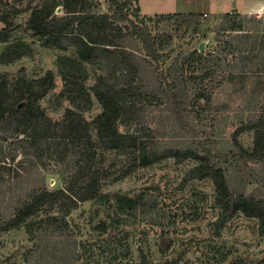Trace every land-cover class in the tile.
<instances>
[{
  "label": "rangeland",
  "instance_id": "rangeland-1",
  "mask_svg": "<svg viewBox=\"0 0 264 264\" xmlns=\"http://www.w3.org/2000/svg\"><path fill=\"white\" fill-rule=\"evenodd\" d=\"M4 1L22 10L15 16L9 15L13 22L9 27L10 39L29 43L32 53L13 62H0V71L12 79L20 68L29 77L41 76L51 69L55 87L39 103L49 118L59 120L68 102L57 96L62 80L56 60L58 55L72 51L45 47L25 29L29 13L25 8L39 0H0V14L10 10ZM181 3V0H131L129 12L139 6L140 22L147 25L151 33H173L172 44L167 49L169 58L154 61L159 71L164 72L177 54L194 48L208 52L203 66H196L199 69L195 72H207L204 85L209 99L201 98L200 105L195 108L188 106L178 121L167 120L164 106L148 108L146 123L155 129L153 137L160 145L202 143L211 150L213 159L222 164L233 154L234 130L246 124L249 117L264 114V10L229 9L232 15L240 14L238 18L243 19L244 29L252 38L256 37V42L242 39L241 48L249 50L239 53L233 50L232 44H224V40L235 43L238 38L234 34L240 32L224 29L225 11L222 10L231 6L233 0H196L197 6H206L216 12H193L191 16L190 12H183L184 17L175 13L182 9ZM140 7L145 13L154 12L151 19H147ZM107 8V3L102 1L99 9ZM161 12H171V15L155 16ZM3 26L0 20V29ZM4 46L5 43L0 44V53ZM85 67L88 72L86 85L89 86L100 70L91 64ZM195 90L194 85L190 86L191 97ZM100 110L101 106L92 98L84 116L91 120ZM235 137L245 148L252 147L253 130L244 129ZM10 140L0 143V160L4 158L10 166L0 169V214H9L17 200L25 197L34 186L44 184L54 188L61 184V173L69 172L70 158H63L55 148L51 149L55 153L45 151L37 158L33 156L20 161L24 156L22 142L17 144ZM97 152V163L102 170L101 191L108 193L110 198L78 202L65 216L68 226L63 229L38 221L47 214L56 213L52 208L45 211L47 206L44 205L37 216L32 217L37 221L33 225L22 224L0 233V264H117L120 261L137 262L143 256L149 264L162 261L172 264H264V234L259 233L255 217L238 213L219 234L215 233L212 222L218 208L213 202L212 181L186 176L196 161L175 162L169 157L136 167L123 175L131 161L129 152L102 148ZM12 153L15 157L10 160ZM252 164L258 174H264L261 172L264 167L259 162ZM256 185H248L247 191ZM114 193L131 197L141 194L147 212L121 211ZM38 253L43 262L38 261Z\"/></svg>",
  "mask_w": 264,
  "mask_h": 264
},
{
  "label": "trees",
  "instance_id": "trees-1",
  "mask_svg": "<svg viewBox=\"0 0 264 264\" xmlns=\"http://www.w3.org/2000/svg\"><path fill=\"white\" fill-rule=\"evenodd\" d=\"M102 1L108 5L106 10L99 9ZM4 3L12 13L3 10L0 14L4 24L0 29V44L5 43L0 62L8 63L31 54L32 48L24 40L10 39L9 27L13 22L9 15L15 16L22 10L9 1ZM130 5L131 0H39L25 8L29 10L25 29L41 45L72 51L58 55L56 60L62 80L57 96L67 100L68 106L59 120H52L39 103L55 87L51 69L41 76L29 77L20 68L12 79L0 71V143L10 138L17 144L22 142L24 156L20 161L33 156L37 158L45 151L55 153L51 150L55 148L63 158H70V164L69 172L61 173V184L51 189L44 184L34 186L25 197L17 200L9 214H0V233L22 224L33 225L37 221L32 217L37 216L44 205L47 206L45 211L52 208L56 213L47 214L38 221L63 229L68 226L65 216L78 202L109 199L110 195L101 191L99 181L102 170L97 163V149L102 148L130 153L131 161L123 175L136 167L169 157L175 162L196 161L186 176L212 181L213 202L218 208L212 222L215 233L219 234L231 218L242 213L246 217H255L259 233L264 234V174H258L252 166L259 162L264 167V114L249 117L246 124L234 130L233 154L222 164L213 159L211 150L202 143L160 145L153 137L155 129L146 123L148 108L164 106L167 120L178 121L188 106L195 108L200 105L201 98L208 100L204 85L207 72H195L199 69L196 66H203L208 52L194 48L177 54L164 72L159 71L154 61L169 58L167 49L172 44L173 33H151L148 26L140 22L139 6L130 13ZM170 15L171 12L155 14L159 17ZM191 15L194 14L189 13ZM239 16L223 12L224 29L240 31L234 34L238 38L235 43L224 40V44H232L233 50L240 53L249 50L241 48L242 39L256 42V37L252 38L244 29L243 19ZM147 17L151 19L152 16ZM135 41L137 44L134 45ZM86 64L100 70L89 86L86 85ZM192 85L196 89L193 97L189 93ZM92 98L101 110L87 120L84 112L91 106ZM244 129L253 130L249 149L235 137ZM14 157V153L10 154V160ZM1 168H10L4 158L0 160ZM252 183L257 185L247 191V186ZM113 197L123 212H147L141 194L131 197L114 193ZM100 227L105 228L104 224ZM53 253L55 256L56 251ZM37 255L38 261L43 262L39 253ZM117 264L149 263L143 256L137 262L120 261Z\"/></svg>",
  "mask_w": 264,
  "mask_h": 264
},
{
  "label": "crops",
  "instance_id": "crops-1",
  "mask_svg": "<svg viewBox=\"0 0 264 264\" xmlns=\"http://www.w3.org/2000/svg\"><path fill=\"white\" fill-rule=\"evenodd\" d=\"M234 3L229 6L226 10H222V11H229L230 8L235 7L237 9H253L254 12H259L261 9L264 10V0H233ZM181 5L183 6L182 9H180L179 11H175V12H179V13H183V12H205V11H209V12H216V11H212L210 8L206 7V6H197L196 5V0H181ZM141 9V7H140ZM141 11L143 13H145L142 9ZM154 12H150V13H145L147 15H153ZM162 13V12H161ZM168 13V12H165Z\"/></svg>",
  "mask_w": 264,
  "mask_h": 264
},
{
  "label": "water",
  "instance_id": "water-1",
  "mask_svg": "<svg viewBox=\"0 0 264 264\" xmlns=\"http://www.w3.org/2000/svg\"><path fill=\"white\" fill-rule=\"evenodd\" d=\"M59 10V7L57 8V11Z\"/></svg>",
  "mask_w": 264,
  "mask_h": 264
},
{
  "label": "built area",
  "instance_id": "built-area-1",
  "mask_svg": "<svg viewBox=\"0 0 264 264\" xmlns=\"http://www.w3.org/2000/svg\"><path fill=\"white\" fill-rule=\"evenodd\" d=\"M204 15H206V13H203Z\"/></svg>",
  "mask_w": 264,
  "mask_h": 264
}]
</instances>
